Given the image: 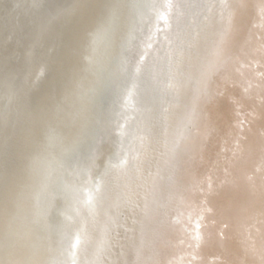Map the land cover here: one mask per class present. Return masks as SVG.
Here are the masks:
<instances>
[{
    "label": "bare ground",
    "instance_id": "bare-ground-1",
    "mask_svg": "<svg viewBox=\"0 0 264 264\" xmlns=\"http://www.w3.org/2000/svg\"><path fill=\"white\" fill-rule=\"evenodd\" d=\"M48 1L0 0V264H52L46 226L59 221L86 237L83 264H264V0H175L131 83L142 100L129 134L116 135L132 158L107 167L115 145L97 141L88 224L60 198L40 216L36 199L48 164L92 143L103 70L133 16L130 0L56 1L65 40L44 76L50 26L36 7Z\"/></svg>",
    "mask_w": 264,
    "mask_h": 264
},
{
    "label": "water",
    "instance_id": "water-1",
    "mask_svg": "<svg viewBox=\"0 0 264 264\" xmlns=\"http://www.w3.org/2000/svg\"><path fill=\"white\" fill-rule=\"evenodd\" d=\"M56 1L58 0H54L52 3L48 1L44 5L36 7L41 23L44 22L46 26H50L47 36L43 38L44 42L39 47V53L41 52L42 56L41 64L46 70L44 76L49 74L47 69L56 56L59 43L62 44L65 40L61 26L57 25L56 20L50 18L52 17L51 7ZM129 3L133 16L131 28L121 45L120 54L111 60L110 68L108 71L103 70L102 74L104 78L98 98L100 113L103 117L101 123L90 133L93 135L91 144L78 147L77 150H75L76 148L71 149L68 154L58 155L51 164L47 162L53 171V178L49 181L50 173L49 167H47L45 169V173L48 171L47 182L45 185L43 181L41 186V189L47 187V190L40 193L36 199L40 216L46 217V215L53 214L55 212L54 202L60 198L65 201V204L68 203L67 211L71 217H79L81 221L84 220L88 224V217L93 214L97 205L96 194L99 190L101 174L93 178H85V176L93 162L96 148L105 137H108L115 145L116 135L118 139L122 133L129 134L126 132L127 124L132 119L131 114L135 104H139L142 100L139 94L133 92L131 83L134 76L140 71L138 68L150 62L152 49L158 42L156 38H159L166 20L172 17L176 8L175 0H130ZM64 10L65 5L61 8L60 13ZM43 26L45 27V25ZM24 66L25 63L22 68ZM115 70L117 75H115ZM22 79L23 76L17 80L15 78L11 86H21ZM44 81L40 84L37 83L36 86L33 85V88L26 91L24 89L25 109L34 104L35 92H43ZM125 141H122L124 146L115 145L113 153L109 156L107 167L120 165L126 159L132 158L131 145L126 146L125 144L129 140ZM90 204L92 205L90 206ZM75 210L77 211L75 212ZM72 214L74 215L72 216ZM60 224H62L61 221L56 226L51 223L46 226L47 232L52 234L56 240L55 247L58 242L52 264H83L87 250L86 237L79 230L68 234L63 231Z\"/></svg>",
    "mask_w": 264,
    "mask_h": 264
}]
</instances>
